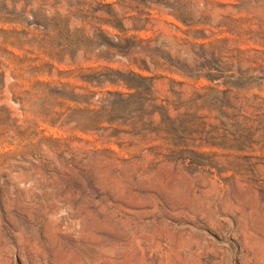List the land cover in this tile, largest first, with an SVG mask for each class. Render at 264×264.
<instances>
[{"label":"rangeland","instance_id":"rangeland-1","mask_svg":"<svg viewBox=\"0 0 264 264\" xmlns=\"http://www.w3.org/2000/svg\"><path fill=\"white\" fill-rule=\"evenodd\" d=\"M0 264H264V0H0Z\"/></svg>","mask_w":264,"mask_h":264}]
</instances>
